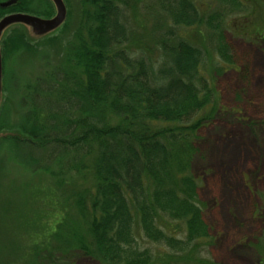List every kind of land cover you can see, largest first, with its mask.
<instances>
[{
    "label": "trees",
    "instance_id": "16d2710c",
    "mask_svg": "<svg viewBox=\"0 0 264 264\" xmlns=\"http://www.w3.org/2000/svg\"><path fill=\"white\" fill-rule=\"evenodd\" d=\"M80 2L66 65L40 85L39 108L20 127L1 128L0 139L25 147L37 169L72 153L69 164L89 170L91 186L81 197L75 193L86 236L67 238L66 249L102 264L197 263L210 237L191 164L198 132L219 113L220 96L201 73L196 32L207 29L218 60L234 66L225 30L247 35L250 23L253 38L263 37L264 20L256 21L264 0H153L145 5L154 10L149 49L137 45L139 34L128 24V11L138 20L140 0ZM11 12L31 13L18 2L0 8V18Z\"/></svg>",
    "mask_w": 264,
    "mask_h": 264
},
{
    "label": "rangeland",
    "instance_id": "374dc122",
    "mask_svg": "<svg viewBox=\"0 0 264 264\" xmlns=\"http://www.w3.org/2000/svg\"><path fill=\"white\" fill-rule=\"evenodd\" d=\"M80 1L63 0L64 22L46 35L34 36L22 25L3 31L0 129L20 127L40 106L35 95L40 85L51 82L52 73L66 65L63 57L75 42L81 20ZM152 1L140 0L137 21L132 11L127 14L129 26L140 37L137 45L148 49L153 46L154 10L145 5ZM18 2L28 14L43 17L38 14L47 12L46 18L55 14L50 0ZM206 9L212 11L215 5ZM260 13L258 25L264 20V8ZM253 29L249 23L247 35L225 30L234 61L231 67L218 60L207 29L196 32L204 52L201 73L214 82L220 109L199 130L198 152L191 164L210 237L200 251L205 259L193 264H210L206 259L214 264H260L264 259V36L255 40ZM19 31L24 37L16 35ZM25 150L0 139V264H102L74 247H63L67 238L86 236L87 218L75 193L81 197L82 189L91 186V177L85 174L89 170L72 167L68 162L72 153L37 169ZM7 206L9 213L4 210Z\"/></svg>",
    "mask_w": 264,
    "mask_h": 264
},
{
    "label": "water",
    "instance_id": "95a60500",
    "mask_svg": "<svg viewBox=\"0 0 264 264\" xmlns=\"http://www.w3.org/2000/svg\"><path fill=\"white\" fill-rule=\"evenodd\" d=\"M19 0H4L0 2V8L5 9L12 7ZM54 6L55 14L50 18H42L28 13H10L0 18V41L3 31L12 25H22L32 32L34 36L46 35L57 29L66 16V7L63 0H50ZM2 90V60L0 49V97Z\"/></svg>",
    "mask_w": 264,
    "mask_h": 264
}]
</instances>
